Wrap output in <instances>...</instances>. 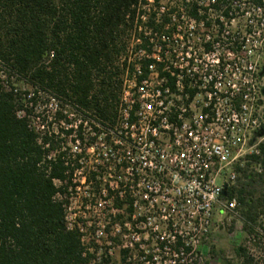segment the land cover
I'll return each instance as SVG.
<instances>
[{
	"label": "built area",
	"instance_id": "2783aa9c",
	"mask_svg": "<svg viewBox=\"0 0 264 264\" xmlns=\"http://www.w3.org/2000/svg\"><path fill=\"white\" fill-rule=\"evenodd\" d=\"M143 10L155 15L154 24L142 18L139 36L130 39L114 122L50 94H38L48 105L28 117L59 142L70 179L66 226L79 231L95 256L91 264L102 257L115 264H213V236L236 220L247 264H264V208L245 225L239 202L227 197L236 166L264 141L254 28L264 25V0H148ZM245 16L251 26L241 32ZM0 79L20 98L17 116L24 117L34 91L21 93L1 65Z\"/></svg>",
	"mask_w": 264,
	"mask_h": 264
},
{
	"label": "trees",
	"instance_id": "16d2710c",
	"mask_svg": "<svg viewBox=\"0 0 264 264\" xmlns=\"http://www.w3.org/2000/svg\"><path fill=\"white\" fill-rule=\"evenodd\" d=\"M160 1L152 0L153 5ZM147 4L0 0V65L8 79L15 77L34 91L32 108L18 117L21 100L3 89L0 79V264H91L95 259L82 246L79 231L66 226L70 179L57 152L59 142L37 132L28 117L38 94H50L72 110L114 122L130 39L139 36L142 18L154 24L155 15L143 10ZM51 152L54 159H48ZM236 171L239 177L227 197L237 199L247 225L264 208V141ZM94 264L115 263L102 257Z\"/></svg>",
	"mask_w": 264,
	"mask_h": 264
},
{
	"label": "rangeland",
	"instance_id": "374dc122",
	"mask_svg": "<svg viewBox=\"0 0 264 264\" xmlns=\"http://www.w3.org/2000/svg\"><path fill=\"white\" fill-rule=\"evenodd\" d=\"M244 12H247L250 16L255 17L259 16L257 15V12L252 9H246ZM264 16V14H263ZM248 17V16H247ZM240 30L241 32H244L245 25L247 24L248 27L251 26L247 22L246 16L240 20L239 22ZM260 36L257 38L258 42H261V46L259 49L260 58H259V64L261 65V70L263 71L264 68V25L259 26L256 25L254 27ZM244 34V33H243ZM122 61V60H121ZM262 73V72H261ZM264 77V73L261 74ZM13 84L21 93H31L33 91L32 87L26 84L25 82H18L17 80H12ZM264 83V78L262 80ZM40 102V107L36 111H34L33 115H41L42 113V106L48 105L47 99L43 98L42 100H38ZM46 109V108H45ZM69 111V110H68ZM36 121H31V125L34 127L36 125ZM79 205V202L75 201L73 204V208L76 209V207ZM230 227H226L224 230L218 231L214 236L213 240L215 241L213 245V264H247L246 259L244 258V253L237 254L236 250L241 249L242 245V235L239 231V227L242 225L240 221L232 220L230 223ZM116 261H118L117 255H115Z\"/></svg>",
	"mask_w": 264,
	"mask_h": 264
},
{
	"label": "water",
	"instance_id": "95a60500",
	"mask_svg": "<svg viewBox=\"0 0 264 264\" xmlns=\"http://www.w3.org/2000/svg\"><path fill=\"white\" fill-rule=\"evenodd\" d=\"M264 73V68H263V71H262V73L261 74H263ZM223 195H225V190H224V192H223Z\"/></svg>",
	"mask_w": 264,
	"mask_h": 264
}]
</instances>
